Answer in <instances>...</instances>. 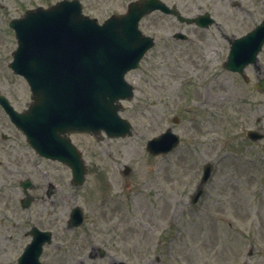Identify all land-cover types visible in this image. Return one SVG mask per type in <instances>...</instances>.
Here are the masks:
<instances>
[{"label":"rangeland","instance_id":"rangeland-1","mask_svg":"<svg viewBox=\"0 0 264 264\" xmlns=\"http://www.w3.org/2000/svg\"><path fill=\"white\" fill-rule=\"evenodd\" d=\"M60 1L0 0V94L19 112L32 101L26 81L9 68L17 48L9 22ZM81 1L84 14L102 24L126 13L136 0ZM162 1L187 18L209 12L222 31L201 30L161 13L142 21L145 34L151 25L161 28L153 33L156 46L126 77L136 91L133 101L123 102L121 116L133 126V135L72 136L88 168L83 186H72L70 169L35 155L5 120L6 143L23 158L21 181L29 178L43 187L52 183L56 193L50 200L43 191H31L37 198L23 210L19 182L4 184L0 264H18L31 240L25 233L33 226L53 234L42 264H264V140L247 138L250 130L264 132V94L256 89L264 78V49L260 72L249 66L245 82L225 70L230 46L222 38L255 29L264 20V0L256 5L246 1L236 10L223 0ZM178 32L188 41L170 38ZM198 40L203 44H195ZM167 129L181 137L179 148L161 157L148 154L147 143ZM209 163L213 176L192 205ZM76 206L84 211L85 222L70 230ZM94 248H104L107 256L91 260Z\"/></svg>","mask_w":264,"mask_h":264},{"label":"water","instance_id":"water-1","mask_svg":"<svg viewBox=\"0 0 264 264\" xmlns=\"http://www.w3.org/2000/svg\"><path fill=\"white\" fill-rule=\"evenodd\" d=\"M157 10L176 15L182 22L196 21L206 26L213 23L208 17L185 20L175 8L169 9L160 0L132 2L126 15L112 16L103 26L82 15L78 0L62 1L47 10H30L23 18L10 23L18 40L10 68L28 82L33 103L24 114H18L3 97L0 102L37 153L72 169L74 186L84 184L86 168L67 134L97 135L105 131L109 137L132 135L131 125L118 115L122 110L120 100L133 98V88L126 83L125 75L138 68L140 60L154 45L152 38L138 31V23ZM263 46L264 21L233 44L226 68L242 73L247 65L257 63ZM259 87L264 91V80ZM249 137L254 141L264 138L253 132ZM179 142V137L168 130L150 141L147 150L153 155L167 154ZM211 175L212 166L208 164L193 204L203 194ZM23 187L27 190L31 183H24ZM31 201V198L25 200L23 206L28 208ZM82 223L83 213L75 208L69 227L75 228ZM31 234L33 242L19 264H40L43 245L51 243L50 233L33 229ZM99 252L101 257L106 254L102 249Z\"/></svg>","mask_w":264,"mask_h":264},{"label":"flooded vegetation","instance_id":"flooded-vegetation-1","mask_svg":"<svg viewBox=\"0 0 264 264\" xmlns=\"http://www.w3.org/2000/svg\"><path fill=\"white\" fill-rule=\"evenodd\" d=\"M223 1L226 2L232 10L241 8L246 1L250 3L253 2L255 5L258 3L260 4V0H223ZM254 10L255 9H253L252 12ZM226 12H227V17H228V14H229L228 9L226 10ZM253 14H256V13L253 12ZM212 27L217 28L218 32L222 31V27H220L218 23H216ZM159 28L161 27L159 26L156 27V25H151L148 32L151 34L156 33ZM222 38L225 39L230 44L231 40H233L235 37H229L227 35H222ZM195 44L202 45L203 43L200 40H198V43H195ZM256 70L258 72L260 68L259 70L258 69ZM5 120L8 121V123L16 129L14 124L7 117L5 111L0 107V194L4 193L5 183L19 182L20 184L21 176L23 172H26L21 167L23 158L17 153V148L14 147L13 145H10L9 143H6L7 141H10V140H9V136L5 134ZM17 132L19 131L17 130ZM14 188L15 186H11L9 189L13 190ZM34 190L35 192H42L44 188L41 186H37ZM3 226L4 225L0 223V232L3 229ZM27 233L28 232L25 233L26 237H28Z\"/></svg>","mask_w":264,"mask_h":264}]
</instances>
